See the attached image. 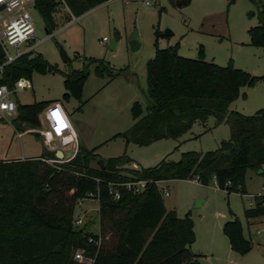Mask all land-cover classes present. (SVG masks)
<instances>
[{"label":"trees","instance_id":"trees-1","mask_svg":"<svg viewBox=\"0 0 264 264\" xmlns=\"http://www.w3.org/2000/svg\"><path fill=\"white\" fill-rule=\"evenodd\" d=\"M107 1L34 0V10L50 35L57 29L58 8L67 10L63 22L67 24ZM254 4L258 22L248 30L249 44L264 51V0H254ZM3 63L0 46V65ZM51 70L40 54L30 50L3 67L0 85L13 87L33 72ZM86 70L65 75V97L79 95ZM95 72L100 75L98 67ZM259 79L230 63L221 67L205 61L201 49L197 59H187L179 55L177 44L156 47L153 58L146 62V111L135 103L134 122L118 137L125 144L147 146L178 139L193 124L204 127L213 118L215 126H228L229 138L213 151L185 152L176 162L166 156L153 167L137 170L129 167L132 160L125 154L109 158L104 169L93 168L96 148L86 150L79 145L76 155L61 163L48 162L58 159L45 148L38 157L0 160V264H85L73 259L76 253L92 259L91 264H199L191 251L193 221L166 210L156 183L185 180L208 186L214 181L227 195H247V171L263 176L264 109L245 116L229 106L240 95L245 97L242 90ZM16 104L15 131L38 128L45 105ZM31 134L40 139L38 133ZM138 180L146 182L140 193L116 186L119 199H112L111 187ZM80 199L98 202L97 234L72 226ZM252 200V208L244 210L246 221L264 217V195L257 194ZM223 233L236 254L243 256L251 250L236 218L224 224Z\"/></svg>","mask_w":264,"mask_h":264},{"label":"rangeland","instance_id":"rangeland-1","mask_svg":"<svg viewBox=\"0 0 264 264\" xmlns=\"http://www.w3.org/2000/svg\"><path fill=\"white\" fill-rule=\"evenodd\" d=\"M174 2L111 0L72 18L66 26L63 22L67 13L58 8L57 29L50 35L38 13L32 10L36 38L20 47L19 52L31 49L52 70L33 72L26 80L27 87L13 96L14 101L20 105L60 103L76 134L77 145L86 150L96 148L98 159L125 154L132 160L131 169L153 167L166 156L176 162L185 152L215 150L229 138L230 130L225 124L215 126L213 118L204 127L193 124L178 139L159 140L147 146L125 144L118 137L132 126L135 103L141 105L143 113L146 111V62L153 58L156 47L177 44L179 55L187 59H197L201 49L207 62L221 67L230 63L260 78L252 87L244 88L245 97L240 95L229 109L245 116L264 109V51L251 46L248 36V30L258 22L254 0H191L183 6ZM2 30L0 23V33ZM134 33L140 45L137 52L129 49ZM7 48L11 55L15 54ZM61 50L69 58L66 64L61 60ZM90 60L94 62L91 64ZM96 67L100 75L96 74ZM83 68L87 69L86 77L79 95L65 97V75ZM38 118L40 126L23 133L15 131L10 119L0 118V160L38 157L43 153L40 139L31 134L43 127ZM52 147L54 153L69 150H62L57 142ZM91 167H98L96 160ZM261 171L263 176L250 169L246 173L245 188L250 196L227 195L216 190L213 182L208 186L185 180L158 184L167 211L174 210L178 218L188 216L193 221L195 241L191 251L199 264H264V217L251 221L244 218V210L253 204L252 197L263 191L264 164ZM163 189L168 193L164 194ZM197 201H204V205L198 207ZM78 217L83 221L78 230L95 233L98 202L83 201L81 207L75 208L74 218ZM234 218L252 246L243 256L231 250L223 233L224 224Z\"/></svg>","mask_w":264,"mask_h":264},{"label":"built area","instance_id":"built-area-1","mask_svg":"<svg viewBox=\"0 0 264 264\" xmlns=\"http://www.w3.org/2000/svg\"><path fill=\"white\" fill-rule=\"evenodd\" d=\"M34 10V0H0V23L3 24V30L0 33V46L4 54V63L0 65V76L2 74L3 67L11 64L20 54L19 48L27 45L36 38L35 29L33 27V19L31 11ZM6 18V19H5ZM75 19V18H73ZM106 38L102 39L105 42ZM11 48L15 54L11 55L8 48ZM31 50V49H30ZM29 50V51H30ZM27 87V81L24 78L17 80L13 87L7 85H0V118H8L11 121L15 119L17 114V104L13 99V96L21 92ZM40 120L43 122V127L37 130L40 141L46 151L54 153L52 147L53 142H57L62 150L69 149L72 151V156L69 159L63 161L50 160V163H61L72 159L78 149L76 135L69 123L66 113L60 103H53L46 107L44 111L40 113ZM21 135H18L20 137ZM159 183H156L158 186ZM146 185L145 181L138 180L132 182H126L117 184L111 187L110 193L112 199H119V192L117 188L119 186L124 187L128 191H132L134 194L140 193ZM117 186V188H116ZM264 195V186L262 188ZM164 194L168 191L163 189ZM84 200H78L76 207H81ZM75 207V208H76ZM264 207V204H263ZM81 218H74L72 226L76 229L81 227ZM73 259L85 264H91L92 259L84 257L81 253H76Z\"/></svg>","mask_w":264,"mask_h":264},{"label":"water","instance_id":"water-1","mask_svg":"<svg viewBox=\"0 0 264 264\" xmlns=\"http://www.w3.org/2000/svg\"><path fill=\"white\" fill-rule=\"evenodd\" d=\"M191 0H175V5L176 6H183V5H187L190 3ZM170 33H165V35H169ZM140 48V45L137 42V34L134 33L131 37V40L129 42V49L132 52H137ZM60 57L61 60L64 64L69 62V58L66 56V54L61 50L60 51ZM72 156V151L71 150H67V151H57L55 153V157L60 160L63 161L65 159H69ZM96 163L99 167V169H104L106 164H107V160L104 159H96Z\"/></svg>","mask_w":264,"mask_h":264},{"label":"crops","instance_id":"crops-1","mask_svg":"<svg viewBox=\"0 0 264 264\" xmlns=\"http://www.w3.org/2000/svg\"><path fill=\"white\" fill-rule=\"evenodd\" d=\"M109 1H111V0H109ZM109 1H107V2H109ZM107 2H105V3H107ZM64 11L65 12H67V10L66 9H64ZM59 12V11H58ZM57 12V14H56V16L59 14ZM86 14V13H85ZM55 16V17H56ZM76 19V18H75ZM56 20V19H55ZM71 22V21H70ZM67 24H69V23H67ZM67 24H64L63 26H66ZM58 103V102H57ZM46 107H48V106H45L44 108H43V110L42 111H44V109H46ZM31 133V132H30ZM75 133V132H74ZM22 135V134H21ZM76 135V134H75ZM79 145V144H78ZM67 151V150H66ZM31 158H34V157H31ZM21 160H24V159H28V158H26V157H24V158H20ZM168 182H170V181H165V183H168ZM195 182V181H194ZM160 183H164V182H160ZM159 183V184H160ZM195 183H197V182H195ZM213 184L215 185V188H216V190H219L218 188H217V186H216V184H215V182L213 181ZM246 189V188H245ZM220 191V190H219ZM222 192V191H221ZM247 195H252V194H247ZM84 201H86V200H84ZM197 203H198V207H201L202 205H204V201H197ZM250 204H252V201H250ZM252 206H253V204H252ZM252 206L250 207V208H252ZM98 210H99V205H98ZM167 210V209H166ZM257 219V218H256ZM249 221H251V220H249ZM98 230H99V224L97 223V226H96V232L94 233L93 232V234H97L98 233ZM259 234V233H258Z\"/></svg>","mask_w":264,"mask_h":264}]
</instances>
